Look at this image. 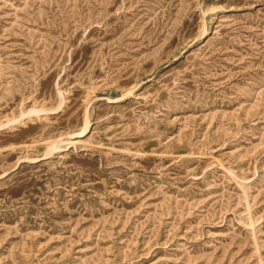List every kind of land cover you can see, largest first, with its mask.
Wrapping results in <instances>:
<instances>
[{
  "label": "rangeland",
  "instance_id": "obj_1",
  "mask_svg": "<svg viewBox=\"0 0 264 264\" xmlns=\"http://www.w3.org/2000/svg\"><path fill=\"white\" fill-rule=\"evenodd\" d=\"M0 264H264V0H0Z\"/></svg>",
  "mask_w": 264,
  "mask_h": 264
}]
</instances>
